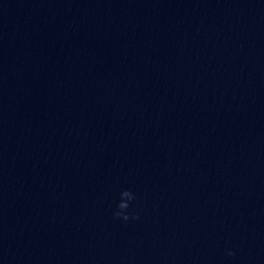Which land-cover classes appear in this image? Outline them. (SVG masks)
<instances>
[{"label": "water", "instance_id": "1", "mask_svg": "<svg viewBox=\"0 0 264 264\" xmlns=\"http://www.w3.org/2000/svg\"><path fill=\"white\" fill-rule=\"evenodd\" d=\"M0 264H264V0H0Z\"/></svg>", "mask_w": 264, "mask_h": 264}, {"label": "clouds", "instance_id": "2", "mask_svg": "<svg viewBox=\"0 0 264 264\" xmlns=\"http://www.w3.org/2000/svg\"><path fill=\"white\" fill-rule=\"evenodd\" d=\"M123 195L118 200H115L111 209L113 218L122 221H134L139 220L141 217V209L139 207V195L132 188H123ZM236 252L232 248L226 249L227 257H234Z\"/></svg>", "mask_w": 264, "mask_h": 264}]
</instances>
